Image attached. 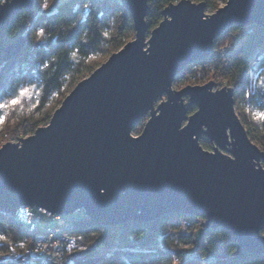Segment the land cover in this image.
<instances>
[{
    "label": "water",
    "instance_id": "water-1",
    "mask_svg": "<svg viewBox=\"0 0 264 264\" xmlns=\"http://www.w3.org/2000/svg\"><path fill=\"white\" fill-rule=\"evenodd\" d=\"M118 1L132 16L134 40L79 82L47 126L0 148V213L79 211L105 227L203 217L207 229L264 255V151L237 115L234 90H215L213 81L173 89L188 66L214 54L228 29H264V0H228L210 15L205 3L181 0L150 33L149 0ZM34 2L0 5V62L23 50L25 37L6 46L5 34Z\"/></svg>",
    "mask_w": 264,
    "mask_h": 264
},
{
    "label": "trees",
    "instance_id": "trees-1",
    "mask_svg": "<svg viewBox=\"0 0 264 264\" xmlns=\"http://www.w3.org/2000/svg\"><path fill=\"white\" fill-rule=\"evenodd\" d=\"M180 1L149 0L148 32L163 21L167 7ZM191 1L203 2L206 10L215 12L219 2L226 0ZM44 3L49 5L47 9ZM19 37L26 39L20 54L0 62V103L15 98L21 88L30 91L18 105L0 111V143L31 136L47 126L71 90L132 41L135 30L132 16L118 0H35L30 12L13 18L5 45ZM225 46L223 54L217 53ZM214 50L209 58L191 65H200L203 75L211 74L218 85L234 90L237 115L249 138L264 150V29L232 27L216 39ZM195 111L191 107L189 114ZM146 121L137 126L136 134ZM201 145L213 148L206 138ZM197 218L201 217L170 214L150 222L105 227L80 215L69 234L75 247L64 254L61 264H173L174 257L184 264H202L189 261L191 253L184 249L195 242L201 258L215 259L210 264H264V255L247 253L224 230L198 228L197 234L196 226L183 227L184 221ZM0 236L7 238L0 241V252L8 254L0 257V264H21L20 259L30 258L35 237L2 213ZM28 264L45 263L34 257Z\"/></svg>",
    "mask_w": 264,
    "mask_h": 264
},
{
    "label": "built area",
    "instance_id": "built-area-1",
    "mask_svg": "<svg viewBox=\"0 0 264 264\" xmlns=\"http://www.w3.org/2000/svg\"><path fill=\"white\" fill-rule=\"evenodd\" d=\"M249 33H251V31ZM224 52L225 51L221 52V54ZM200 68V65H191L186 71V74L179 78V80L188 82L189 80L200 81L205 79L206 81V77H202V68ZM177 83H175V89L179 88L177 87ZM82 214L83 212L78 211L69 216H54L46 210L29 207L19 209L15 217L4 214L21 224L27 229L30 235L35 237V241L33 242L34 248L30 251V258H22L20 259V263L28 264L35 257L43 260L45 264H61L64 254L70 252L75 247V241L69 234ZM46 219H48L50 225H43V221ZM196 223L199 224L200 231L206 228V219L203 217L197 218L193 222L184 221L183 226L194 227ZM262 236H264V233H262ZM193 244L195 249L190 252L189 261H197L202 264H210L215 261L213 258L207 260L201 258L197 253V243L195 242ZM174 260L180 262L177 257H174Z\"/></svg>",
    "mask_w": 264,
    "mask_h": 264
},
{
    "label": "rangeland",
    "instance_id": "rangeland-1",
    "mask_svg": "<svg viewBox=\"0 0 264 264\" xmlns=\"http://www.w3.org/2000/svg\"><path fill=\"white\" fill-rule=\"evenodd\" d=\"M227 1H228V0H226V1H220L219 4H218L219 8L224 7V6L226 5ZM215 12H216V11H215ZM215 12H212L211 10H206V14H208V15H210V14H214ZM133 40H134V39H133ZM133 40H132V41H133ZM227 48H228L227 46L222 47L221 49H219V51H217V53L221 54V52L225 51ZM107 60H108V59H107ZM107 60H106V61H107ZM106 61H105V62H106ZM105 62H103V63H105ZM200 69H201V68H200ZM202 75H203V74H202ZM210 75H211V74H204V75L202 76V77H206V79H207L206 81H205V79H204V80H200V81H195V80L190 81V80H189L188 82H184L183 80H179L178 83H177V84H178L177 87H179V88L175 89L174 86H175L176 84H173V89L176 90V91H180V90L184 89V88L187 87V86L206 85V84H208L210 81H213L214 83L217 84V87L215 88V90H217V89L219 90V89H222V88H224V87H227V86H224V85H218V83H217L218 81H217L216 79H214L213 77H210ZM196 76H197V75H196ZM197 78H198V77H197ZM197 78H196V79H197ZM74 88H75V87H74ZM74 88H73V89H74ZM73 89H72V90H73ZM72 90H71V91H72ZM69 94H70V93H69ZM69 94H68V95H69ZM68 95H67V96H68ZM67 96H66V97H67ZM66 97H65V98H66ZM164 100H166V97L164 98ZM59 101H60V100H59ZM63 101H64V100H63ZM63 101H62V102H63ZM161 101H162V100H161ZM161 101H160V102H161ZM61 104H62V103H61ZM61 104L59 105V107L61 106ZM59 107H58V108H59ZM58 108H57V109H58ZM57 109H56V110H57ZM56 110H55V111H56ZM146 120H147V119H146ZM141 132H142V131H141ZM141 132H140V133H141ZM140 133H139V134H140ZM139 134H136V133L134 132V135H136V136L139 135ZM26 137H28V136H26ZM26 137H21V138H26ZM17 141H19V139L16 140V141H15V140H7V141H3V142L0 143V148H1L3 145H5L7 142H17ZM254 143H255V142H254ZM255 144H256V143H255ZM256 145L259 146L258 144H256ZM259 148L261 149L260 146H259ZM206 150L212 151L213 148H211V149H206ZM261 150H262V149H261ZM263 151H264V150H263ZM225 153H226V152H225ZM226 154H228V153H226ZM228 155H229V154H228ZM82 215H85V214H82ZM43 223H44V225H46V224H47V225H50L48 219L44 220ZM183 227H185V226H183ZM199 227H200L199 224L196 223V228H195V227H190V228H195V229L197 230V231H195V232H197V234H198V233H199V231H198V228H199ZM185 228H188V227L186 226ZM25 242H26V243H29V240H27V241H25ZM35 245H36V243H35ZM73 249H74V248H73ZM184 249L187 250V251H189V252H191V251H194L195 246H194V244H191V245H188V246L184 247ZM173 264H182V263H181V262H176V261L174 260V263H173Z\"/></svg>",
    "mask_w": 264,
    "mask_h": 264
},
{
    "label": "snow or ice",
    "instance_id": "snow-or-ice-1",
    "mask_svg": "<svg viewBox=\"0 0 264 264\" xmlns=\"http://www.w3.org/2000/svg\"><path fill=\"white\" fill-rule=\"evenodd\" d=\"M6 3H7V0H0V5L6 4ZM48 6L49 5L47 3L43 4V7L45 9H47ZM39 35L41 37H43L45 35V32L43 29L40 30ZM261 83H264V81H261ZM29 91H30V89H28V88H21L19 91V95H17L15 98L8 100L7 102L0 103V111H3L4 109H7V108L14 106V105H18L21 102V97L25 96ZM6 239H7L6 237L0 236V241H5ZM21 247H24V245H21ZM13 251H15V250H13ZM6 255H8V254L0 252V257L6 256Z\"/></svg>",
    "mask_w": 264,
    "mask_h": 264
}]
</instances>
